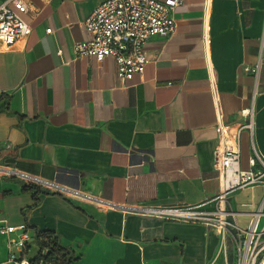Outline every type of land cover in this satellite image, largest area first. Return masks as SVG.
<instances>
[{"label": "crops", "instance_id": "0c3cea01", "mask_svg": "<svg viewBox=\"0 0 264 264\" xmlns=\"http://www.w3.org/2000/svg\"><path fill=\"white\" fill-rule=\"evenodd\" d=\"M25 1L29 35L0 43V166L51 184L35 197L0 171V219L27 226V256L40 230L77 264H233L213 227L130 207L214 195L218 136L237 142L244 169L253 149L264 157V0H179L175 30L145 41L148 61L130 79L110 56L74 55L101 0ZM263 194L262 184L230 194L240 226ZM9 251L0 232V264H14Z\"/></svg>", "mask_w": 264, "mask_h": 264}, {"label": "built area", "instance_id": "2783aa9c", "mask_svg": "<svg viewBox=\"0 0 264 264\" xmlns=\"http://www.w3.org/2000/svg\"><path fill=\"white\" fill-rule=\"evenodd\" d=\"M48 2L49 0H43ZM179 0H101L84 20L91 33L87 39L76 41L73 52L76 57L92 56L97 61L112 57L119 77L132 78L142 73L148 61L145 41L154 35H167L175 30L172 16ZM28 4L25 0H2L0 2V43L10 46L25 39L31 26L25 19ZM50 27L46 31H50ZM255 71V69H253ZM252 128V108L243 110ZM251 169L240 165L239 147L236 141L218 136L213 150V168L217 172L218 191L200 203L177 205H135L131 210L162 219L198 223L213 227L223 237L218 254L227 259V238L230 240L233 264H264V194L259 205L247 212L248 221L240 226L237 212L230 206V194L244 187L264 185V157L253 149L249 159ZM6 175H16L27 183L50 187L48 181L0 166ZM210 204L211 206L209 207ZM0 232L6 235L9 248L8 261L14 264H30L27 253L33 239L25 224L12 225L0 219ZM70 250V249H69ZM45 253L46 249L38 252ZM33 255V256H34ZM43 264L42 260H38Z\"/></svg>", "mask_w": 264, "mask_h": 264}, {"label": "trees", "instance_id": "16d2710c", "mask_svg": "<svg viewBox=\"0 0 264 264\" xmlns=\"http://www.w3.org/2000/svg\"><path fill=\"white\" fill-rule=\"evenodd\" d=\"M23 187L33 190L35 197L41 192H48V190L42 189L35 183H25ZM34 242L38 250L45 248L46 252L41 253L39 251L36 255L32 256L30 258V264H39V259L44 262L43 264H77V256L75 253L60 245L54 232L36 230Z\"/></svg>", "mask_w": 264, "mask_h": 264}, {"label": "rangeland", "instance_id": "374dc122", "mask_svg": "<svg viewBox=\"0 0 264 264\" xmlns=\"http://www.w3.org/2000/svg\"><path fill=\"white\" fill-rule=\"evenodd\" d=\"M35 245V244H34Z\"/></svg>", "mask_w": 264, "mask_h": 264}]
</instances>
